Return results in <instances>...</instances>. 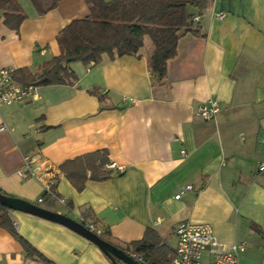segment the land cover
Segmentation results:
<instances>
[{
	"label": "crops",
	"instance_id": "1",
	"mask_svg": "<svg viewBox=\"0 0 264 264\" xmlns=\"http://www.w3.org/2000/svg\"><path fill=\"white\" fill-rule=\"evenodd\" d=\"M17 2L26 17L17 32L5 27L0 12V71L35 73L60 54L61 30L90 15L85 0H62L44 15L30 0ZM190 11L199 18L198 34L181 38L162 82L150 76L153 46L145 38L139 57L72 63L75 86L37 87L36 100L1 107L0 190L81 218L123 249L152 230L174 251L180 222L208 224L219 243L245 245L239 264L245 253L248 264H260L264 238L252 226L264 232V174L258 172L264 166V0H208L202 13ZM209 100L220 111L203 121L197 109ZM100 151L120 170L107 164L111 179L87 181L77 192L59 167ZM27 157L49 169L44 180H55L63 203L48 198L36 205L41 184L17 175ZM185 186L192 192L174 199ZM9 218L52 264H112L64 226L22 212ZM0 264L37 263L0 228Z\"/></svg>",
	"mask_w": 264,
	"mask_h": 264
},
{
	"label": "trees",
	"instance_id": "2",
	"mask_svg": "<svg viewBox=\"0 0 264 264\" xmlns=\"http://www.w3.org/2000/svg\"><path fill=\"white\" fill-rule=\"evenodd\" d=\"M60 1L30 0L39 15L51 11ZM207 1L113 0L105 3L102 0H85L90 15L72 21L61 30L57 36L60 54L45 62L35 73L22 69L13 72L12 77L23 86L72 87L78 82L70 68L72 63L96 66L103 57L110 61L125 56L139 57L144 39L148 38L153 46L148 60L150 76L160 83L166 78L167 63L177 55L181 38L187 33L198 34L190 10L202 13ZM0 12L5 27L12 31L17 32L26 19L17 0H0ZM89 93L103 102L104 96L96 90ZM108 163L107 153L100 151L67 161L59 171L77 192H81L87 181L103 182L113 177V172L106 168ZM0 193L3 194L1 190ZM45 197L43 194L42 198ZM11 212L0 206V228L19 242L26 259L37 264H52L18 235L9 218ZM252 229L264 238V232L259 228L252 226ZM119 249L139 256L145 264H169L174 256V251L152 230H147L142 240Z\"/></svg>",
	"mask_w": 264,
	"mask_h": 264
},
{
	"label": "built area",
	"instance_id": "3",
	"mask_svg": "<svg viewBox=\"0 0 264 264\" xmlns=\"http://www.w3.org/2000/svg\"><path fill=\"white\" fill-rule=\"evenodd\" d=\"M218 19L223 16L217 15ZM198 17H193L192 22L197 23ZM13 71H0V108L14 104L25 103L37 99L36 88L33 86H23L14 81ZM220 111L219 104L215 100H209L206 104L197 109L198 117L203 121H210L217 116ZM4 126L0 131H4ZM264 143V142H263ZM184 156L185 153L181 152ZM108 169H118L115 163L107 165ZM49 171L40 163L34 162L31 158H24L18 176L22 179H32L41 184L45 198H50L54 202L63 203L62 199L54 191L55 180H44V176ZM260 174H264V166L258 169ZM192 186L181 187L174 195V199L179 200L184 194L192 192ZM45 198H39L38 203H43ZM77 222L83 224L90 232L102 237V233L94 226L86 224L81 218ZM176 237V247L174 256L169 264H239V256L245 252V245L225 246L217 241L213 234L212 227L208 224H193L190 222H180L174 231ZM139 264H145L138 256L129 254ZM260 264H264V258Z\"/></svg>",
	"mask_w": 264,
	"mask_h": 264
},
{
	"label": "water",
	"instance_id": "4",
	"mask_svg": "<svg viewBox=\"0 0 264 264\" xmlns=\"http://www.w3.org/2000/svg\"><path fill=\"white\" fill-rule=\"evenodd\" d=\"M0 206L14 212L30 214L49 222L64 226L95 245L112 264H139L121 249L90 232L83 224L58 213L39 208L31 203L8 197L0 193Z\"/></svg>",
	"mask_w": 264,
	"mask_h": 264
},
{
	"label": "rangeland",
	"instance_id": "5",
	"mask_svg": "<svg viewBox=\"0 0 264 264\" xmlns=\"http://www.w3.org/2000/svg\"><path fill=\"white\" fill-rule=\"evenodd\" d=\"M146 41H147V44H148V45L150 44V47H151V43L148 41V39H147ZM36 205H41V204H36ZM126 247H127V246H126ZM242 256H243V258H244V262H245V264H248L249 261H250V258H249V256L247 255V253L243 254Z\"/></svg>",
	"mask_w": 264,
	"mask_h": 264
}]
</instances>
